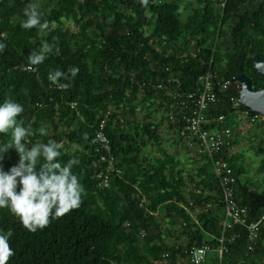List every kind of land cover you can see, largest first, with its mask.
<instances>
[{"label": "trees", "instance_id": "obj_1", "mask_svg": "<svg viewBox=\"0 0 264 264\" xmlns=\"http://www.w3.org/2000/svg\"><path fill=\"white\" fill-rule=\"evenodd\" d=\"M28 2L0 0V42L5 44L0 102L15 99L24 105L26 124L47 128L48 137H30L31 142L62 141L61 160L73 155L79 159L73 171L85 194L79 208L36 232L0 209V228L13 229L10 247L15 255L9 264H160L165 253L174 264L178 255L207 238L205 232L220 235L222 193L210 158L201 153L199 164L189 171L182 155L176 157L164 145L161 131L167 121L181 134L184 121L172 122L164 113L158 121L153 112L168 110L163 103L166 86L195 91L199 75L209 69L226 79L246 74L255 90L264 89V75L254 65L256 54L264 60V0H192L186 19L182 0H148L146 7L140 0H39L45 18L56 25L47 34L20 27ZM41 40L53 52L43 64L27 69L28 54ZM72 66L79 73L68 89L49 82L50 71ZM227 93L240 97L233 86ZM220 100L210 113L226 114L234 131L231 102L223 95ZM139 105L146 110L140 121ZM108 109L106 132L122 173L103 187L96 174L107 164L100 160L93 137ZM156 149L159 156L153 153ZM240 155L232 151L226 158L237 174L238 199L248 207L250 220H257L264 211V189L241 181ZM17 160L11 151L3 161L5 170ZM191 200L202 206L197 219L188 210L195 208ZM247 244L244 235L237 237L226 257L241 258ZM258 263L264 264V230L248 257V264ZM210 264H217L216 259Z\"/></svg>", "mask_w": 264, "mask_h": 264}, {"label": "clouds", "instance_id": "obj_2", "mask_svg": "<svg viewBox=\"0 0 264 264\" xmlns=\"http://www.w3.org/2000/svg\"><path fill=\"white\" fill-rule=\"evenodd\" d=\"M145 7L148 0H140ZM24 19L20 27L25 30L36 29L47 34L56 25L45 18L39 0H29L23 9ZM5 44L0 42V54ZM53 52V46L47 40H41L36 50L28 54V65L38 66L45 62ZM79 73L76 66L67 71L55 69L48 73V80L59 89H68L70 82ZM69 81L63 83L61 81ZM24 105L15 99L6 97L0 102V209L14 216L29 232L45 228L50 220L60 218L73 209L80 207L85 194L84 185L73 167L80 163L73 155L67 161L61 157L65 153L62 141L49 138L30 141V137H48L45 126L33 129L23 118ZM15 151L18 160L7 170L3 161L11 151ZM13 229L0 228V264H9L15 251L10 247Z\"/></svg>", "mask_w": 264, "mask_h": 264}, {"label": "built area", "instance_id": "obj_3", "mask_svg": "<svg viewBox=\"0 0 264 264\" xmlns=\"http://www.w3.org/2000/svg\"><path fill=\"white\" fill-rule=\"evenodd\" d=\"M197 50L200 48L194 49L191 53L196 55L200 52ZM211 62H213V58ZM196 84L197 90L195 91L170 92L172 101L169 105L168 114L172 122L184 121L185 128L189 130V137L195 142L199 151L210 158L213 174L222 193L221 201L224 208L222 227L220 235L205 232L207 238L203 239L200 244L190 246L185 255H178L174 264H210L213 259H216L217 264H248L249 253L259 243L264 230V211L259 219L251 221L248 207L239 201L237 174L231 162L226 158V155L232 151L234 131L226 114L210 113L217 104H220L221 95L227 97L231 102L229 113L240 106L239 99L229 95L227 90L233 85L236 86H233L234 88L240 90L241 81L238 78H223L218 71L209 69L199 75ZM244 113L250 117L252 122L261 118L259 113H252L250 110H244ZM110 114L111 110L104 113L94 136L96 152L100 154V160L107 164L96 174L100 179V185L103 187L111 184L114 174L122 173V168L118 165V160L106 132ZM195 192L201 194L202 188L197 187ZM190 204L194 205L195 208L188 207V210L192 217L197 219V213L201 211L202 206L194 200H191ZM241 235H244L248 241L245 255L238 259L234 255L227 258L229 245ZM163 258L160 264H171L169 263V253H165Z\"/></svg>", "mask_w": 264, "mask_h": 264}, {"label": "rangeland", "instance_id": "obj_4", "mask_svg": "<svg viewBox=\"0 0 264 264\" xmlns=\"http://www.w3.org/2000/svg\"><path fill=\"white\" fill-rule=\"evenodd\" d=\"M188 1L192 0H182L181 3L182 16L184 19H186L190 13V10L186 7ZM65 26L75 29L74 25L70 22H66ZM162 113H164V111L159 109L155 119L161 121ZM259 115L261 118L255 122H252L250 117L244 113V110L241 108L234 109V114L231 117V124L234 127V134L237 142L235 145H233L231 150L241 153V155L238 157V164L243 167V172L240 175L241 181L248 184L249 186L254 188L259 187L260 190H263L264 171L261 170V167L264 159V152H260L259 149L264 148V118H262L264 115ZM138 118L140 121V117ZM172 130L174 129H171L168 126L167 121L164 122L161 127L163 138L165 140L164 145L168 147L170 144V146L174 147V150L178 149L179 154L182 155L183 161H185L186 168L193 172L195 166L201 159L200 154L195 148L196 144L190 137H188V134H185V129L181 133L182 135L184 134V139L182 142L180 139L181 134H173L172 136ZM174 155L177 156V153L174 152Z\"/></svg>", "mask_w": 264, "mask_h": 264}, {"label": "water", "instance_id": "obj_5", "mask_svg": "<svg viewBox=\"0 0 264 264\" xmlns=\"http://www.w3.org/2000/svg\"><path fill=\"white\" fill-rule=\"evenodd\" d=\"M254 65L258 72L264 75V60L258 54L254 56ZM238 79L241 81L239 98L241 105L249 108L252 113L264 115V89L255 90L252 79L246 74L239 75Z\"/></svg>", "mask_w": 264, "mask_h": 264}, {"label": "bare ground", "instance_id": "obj_6", "mask_svg": "<svg viewBox=\"0 0 264 264\" xmlns=\"http://www.w3.org/2000/svg\"><path fill=\"white\" fill-rule=\"evenodd\" d=\"M25 69H26V67H25ZM27 69H31V67H27ZM166 89H167V95H168V97H167V99H164L163 100V103H164V106L167 108L168 107V110H165V109H162L163 111H164V114H166V116L167 117H169V119H170V116H169V114H168V112L170 111V108H169V105H170V102L172 101V99H171V95H170V92L171 91H178V92H180L179 90H173V89H170L169 87H166ZM240 91V90H239ZM240 98V97H239ZM72 105H75V102H73L72 103ZM240 105H241V103H240ZM242 106V105H241ZM246 108V107H245ZM108 110H110V109H108ZM107 111V110H106ZM105 111V112H106ZM104 112V113H105ZM104 114H102V116H103ZM111 115V114H110ZM102 116L100 117V119L102 118ZM110 117V116H109ZM108 120H109V118H108ZM171 120V119H170ZM100 121V120H99ZM99 123V122H98ZM98 123H97V126H98ZM108 123V122H107ZM97 126H96V128H97ZM107 127V126H106ZM185 129V134H188V137H189V132L188 131H186V128L184 127V128H182V131ZM188 130V129H187ZM95 132H96V129H95ZM182 133V132H181ZM95 136V135H94ZM234 140H235V134H234ZM93 142H94V137H93ZM234 145V144H233ZM195 148H196V150L198 151V153L200 154V156H201V152L199 151V149H198V147H197V145H195ZM202 154H204V153H202ZM204 155H206V154H204ZM208 157V156H207ZM112 181V180H111ZM111 185V184H110ZM109 185V186H110ZM197 188V187H196ZM224 209V208H223Z\"/></svg>", "mask_w": 264, "mask_h": 264}, {"label": "crops", "instance_id": "obj_7", "mask_svg": "<svg viewBox=\"0 0 264 264\" xmlns=\"http://www.w3.org/2000/svg\"><path fill=\"white\" fill-rule=\"evenodd\" d=\"M145 113H146V110H145V108L144 107H141V105H139V107L137 108V119H138V121H139V118L138 117H140V119L142 120L143 119V117H144V115H145ZM156 114L157 113H154L153 112V115H154V117H156ZM131 119H133V118H131ZM168 131V130H167ZM171 133H172V136H173V134H178V130H176V129H174V130H172L171 131ZM162 135H163V132H162ZM168 145V144H167ZM172 147V148H171ZM173 154H174V152L175 153H177V156L176 157H178V156H180V154H179V150L178 149H176V150H174V147L173 146H170V144L168 145V147H167ZM159 152V153H158ZM153 153L154 154H157L158 156L160 155V151L158 150V149H156L155 151H153ZM200 162V161H199ZM199 162H198V164H199Z\"/></svg>", "mask_w": 264, "mask_h": 264}]
</instances>
